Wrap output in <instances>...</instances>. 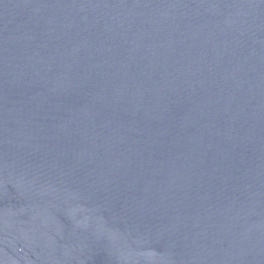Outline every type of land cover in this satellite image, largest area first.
<instances>
[{"label": "water", "instance_id": "water-1", "mask_svg": "<svg viewBox=\"0 0 264 264\" xmlns=\"http://www.w3.org/2000/svg\"><path fill=\"white\" fill-rule=\"evenodd\" d=\"M0 264H264V0H0Z\"/></svg>", "mask_w": 264, "mask_h": 264}]
</instances>
